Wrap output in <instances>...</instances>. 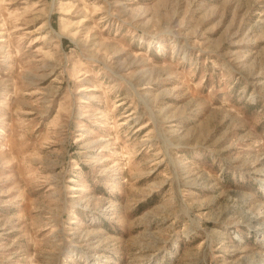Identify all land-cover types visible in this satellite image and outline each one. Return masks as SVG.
I'll use <instances>...</instances> for the list:
<instances>
[{"label":"rangeland","instance_id":"374dc122","mask_svg":"<svg viewBox=\"0 0 264 264\" xmlns=\"http://www.w3.org/2000/svg\"><path fill=\"white\" fill-rule=\"evenodd\" d=\"M0 264H264V0H0Z\"/></svg>","mask_w":264,"mask_h":264}]
</instances>
